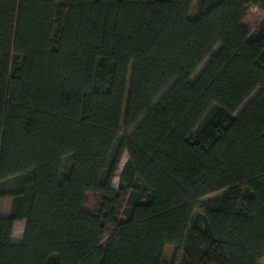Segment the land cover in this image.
Segmentation results:
<instances>
[{"label": "trees", "instance_id": "obj_1", "mask_svg": "<svg viewBox=\"0 0 264 264\" xmlns=\"http://www.w3.org/2000/svg\"><path fill=\"white\" fill-rule=\"evenodd\" d=\"M252 6L264 0H0V264H260Z\"/></svg>", "mask_w": 264, "mask_h": 264}, {"label": "rangeland", "instance_id": "obj_2", "mask_svg": "<svg viewBox=\"0 0 264 264\" xmlns=\"http://www.w3.org/2000/svg\"><path fill=\"white\" fill-rule=\"evenodd\" d=\"M264 17V11L260 10L259 8L257 7H250L249 8V11H248V15L247 17L245 18V20L243 21V25L250 31V32H253L254 29L256 28V26L258 25V23L260 22V20ZM220 49V45H217L212 53H217ZM210 61V57L208 56L204 62L199 66V68L194 72V74L191 76L190 80L191 81H194L198 76L199 74L203 71V69L206 67V65L209 63ZM258 92L255 91L240 107L239 109L236 111V114H238L239 112L242 111V109L246 106V104L255 96V94ZM161 97V96H160ZM160 97L158 98V100L160 99ZM135 128V126L129 131L127 132V134L131 133L132 130ZM121 136L117 139L116 141V144L114 146V149L112 151V154H111V160H113L117 153L119 152V143H120V139H121ZM128 158V153L126 151H123L121 153V160L119 162V165L117 167V171H120L123 164L125 163V161L127 160ZM69 158L65 160V172L67 171L68 169V166H69ZM111 164H112V161H111ZM118 181H119V178L118 176L114 177L113 179V185H118ZM99 201H100V194L99 193H95V192H89L87 194V201H86V204H85V208L88 210V211H96L97 207H98V204H99ZM11 205V198H2L0 199V214H2L3 211L7 210V208H9V206ZM17 231L19 233H21L22 229H18L17 228ZM109 234L110 232L107 233L106 235V238L105 240L103 241L102 243V246L103 247H106V244H107V239L109 237ZM260 264H264V258H262L260 260Z\"/></svg>", "mask_w": 264, "mask_h": 264}, {"label": "crops", "instance_id": "obj_3", "mask_svg": "<svg viewBox=\"0 0 264 264\" xmlns=\"http://www.w3.org/2000/svg\"><path fill=\"white\" fill-rule=\"evenodd\" d=\"M11 204H12V199H11ZM10 208H11V205L9 206V208H7V210L3 211L2 214H0V215H4V216L8 215L10 212ZM26 223H27L26 219L16 221V223L14 224V229H13V233H12V241L13 242L17 243V242H21L23 240L25 228H26ZM17 228L22 229L21 233H19L17 231Z\"/></svg>", "mask_w": 264, "mask_h": 264}, {"label": "water", "instance_id": "obj_4", "mask_svg": "<svg viewBox=\"0 0 264 264\" xmlns=\"http://www.w3.org/2000/svg\"><path fill=\"white\" fill-rule=\"evenodd\" d=\"M212 54H215V53H212Z\"/></svg>", "mask_w": 264, "mask_h": 264}]
</instances>
